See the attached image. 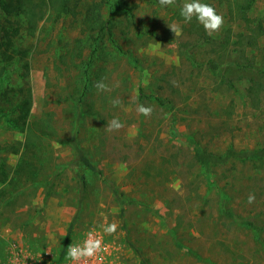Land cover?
I'll list each match as a JSON object with an SVG mask.
<instances>
[{"label":"rangeland","instance_id":"obj_1","mask_svg":"<svg viewBox=\"0 0 264 264\" xmlns=\"http://www.w3.org/2000/svg\"><path fill=\"white\" fill-rule=\"evenodd\" d=\"M62 1L45 0L31 33L27 13L0 10V30L23 25L0 47V108L18 117L13 108L32 94L23 131L0 112V256L17 240L37 264H59L95 229L124 264H264V158L211 171L196 159L264 147V0L249 23L236 0H201L223 16L212 35L228 40L222 48L195 18L184 22L187 0H69L71 10ZM101 79L110 91H97ZM113 118L124 126L108 132ZM111 223L116 232L104 233Z\"/></svg>","mask_w":264,"mask_h":264},{"label":"trees","instance_id":"obj_2","mask_svg":"<svg viewBox=\"0 0 264 264\" xmlns=\"http://www.w3.org/2000/svg\"><path fill=\"white\" fill-rule=\"evenodd\" d=\"M227 2L230 0H226ZM69 0H63L62 6L65 10H71V5L68 3ZM236 7L239 12L240 18H243L247 23L250 22V18L248 17V12L251 10L253 3L255 0H236ZM45 3V0H0V10L4 12L5 14L11 16L21 13H27L28 21L26 29L28 32H33L36 27L38 21L43 18V12H42V4ZM96 19H92V23H94ZM10 26L4 24L1 26L0 34L3 40H0V47H2L4 44L7 48H11L14 45V37H16L19 33L23 25L17 21L16 26H13V23L9 20ZM102 28V27H101ZM201 33H203L206 36L207 41H211V44L217 45L219 47H227L228 40L223 39L221 36H209L203 27ZM209 36V37H208ZM3 56L6 59H10L11 55L5 51L3 52ZM20 93L23 92V89H19ZM21 99L19 102H17V105L13 108L15 110L19 111L18 117H8L7 111L5 108H0V112L7 117V121L12 123L15 126H21V130L23 131L25 129L26 120L29 116L31 104H32V94L29 92L23 93ZM6 96V95H4ZM81 111V110H80ZM82 112H79L78 117H82ZM17 122L19 125H17ZM29 129V127H28ZM74 149L77 153L78 160L82 162L84 165L89 167L90 169L97 170L96 166L91 163L90 159L87 157L85 152L82 150V148L75 143L74 140H72ZM29 146V145H28ZM232 158H238L240 160H250V161H259L264 158V147L253 149V150H246L241 149L238 150L235 147L228 148L225 153L219 154L215 153L213 151H207V150H197L196 152V159L197 161L207 169V171H211L212 167L218 164H223L229 161ZM5 164H0V175L5 174L4 170ZM1 177V181H5V179ZM227 216L234 217V215L230 212L225 213ZM246 224L249 226L259 230L260 228L255 226L253 221H245ZM67 253V247L65 250L62 251L60 255V259H63L66 256ZM64 256V257H63ZM145 262V260H144Z\"/></svg>","mask_w":264,"mask_h":264},{"label":"clouds","instance_id":"obj_3","mask_svg":"<svg viewBox=\"0 0 264 264\" xmlns=\"http://www.w3.org/2000/svg\"><path fill=\"white\" fill-rule=\"evenodd\" d=\"M162 7L174 6L176 0H158ZM180 15L183 17L185 23H190L195 18L204 28L205 32L212 36L221 30L224 25V19L221 14H218L216 9L208 4L202 3L201 0H187L183 3L180 9ZM171 31L178 34L179 29L176 26H172ZM144 85L147 86L149 83L150 74L145 71ZM97 91H110L109 86L104 82L103 79L97 81L94 84ZM121 102L119 99L112 101L113 106L119 105ZM136 111L138 114L148 117L151 115L153 109L150 106L143 104H137ZM123 123L118 118H113L107 123L106 131L113 132L119 131L123 128ZM255 202V195L250 193L248 196V203L252 204ZM103 227V232L106 234H113L116 232L118 225L116 223L106 224ZM103 241L97 238L92 232H89L82 243L70 244L66 253V259L71 264H81L82 261L94 258L103 250Z\"/></svg>","mask_w":264,"mask_h":264},{"label":"built area","instance_id":"obj_4","mask_svg":"<svg viewBox=\"0 0 264 264\" xmlns=\"http://www.w3.org/2000/svg\"><path fill=\"white\" fill-rule=\"evenodd\" d=\"M92 232L97 238L103 241V250L97 254L96 257L82 261L81 264H124L122 254L116 250V247L106 239V237L97 230L89 231ZM87 232V234L89 233ZM87 234L83 238L73 241L71 244L82 243L86 238ZM0 264H37L34 255H32L27 247L20 241H11L6 249V254L0 256ZM59 264H71L66 259V256L60 261Z\"/></svg>","mask_w":264,"mask_h":264},{"label":"crops","instance_id":"obj_5","mask_svg":"<svg viewBox=\"0 0 264 264\" xmlns=\"http://www.w3.org/2000/svg\"><path fill=\"white\" fill-rule=\"evenodd\" d=\"M23 244V243H22Z\"/></svg>","mask_w":264,"mask_h":264}]
</instances>
